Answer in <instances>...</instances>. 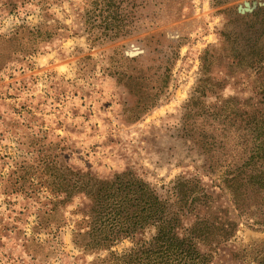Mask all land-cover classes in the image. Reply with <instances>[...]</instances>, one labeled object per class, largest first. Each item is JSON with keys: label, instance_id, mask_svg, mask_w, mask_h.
I'll use <instances>...</instances> for the list:
<instances>
[{"label": "rangeland", "instance_id": "obj_1", "mask_svg": "<svg viewBox=\"0 0 264 264\" xmlns=\"http://www.w3.org/2000/svg\"><path fill=\"white\" fill-rule=\"evenodd\" d=\"M262 96L264 0H0V264H114L76 243L91 202L64 190L65 166L219 193L203 147L221 141L216 110ZM259 252L264 227L241 223L211 264Z\"/></svg>", "mask_w": 264, "mask_h": 264}, {"label": "trees", "instance_id": "obj_2", "mask_svg": "<svg viewBox=\"0 0 264 264\" xmlns=\"http://www.w3.org/2000/svg\"><path fill=\"white\" fill-rule=\"evenodd\" d=\"M223 103L214 120L221 125L216 130L221 141L213 136L207 148L203 146L212 152L205 171L219 193L195 178H179L171 199L131 171L101 178L69 166L64 173L55 161L64 190L84 192L91 202L87 229L77 234L76 243L107 251L99 258L102 263L211 264L213 251L230 240L241 223L264 227V96L258 104H249L250 110L245 108L248 102L234 98ZM227 124L232 128L229 135L221 132ZM145 230L148 237L136 238ZM126 238L130 246L113 249ZM259 253L255 260L264 264Z\"/></svg>", "mask_w": 264, "mask_h": 264}, {"label": "water", "instance_id": "obj_3", "mask_svg": "<svg viewBox=\"0 0 264 264\" xmlns=\"http://www.w3.org/2000/svg\"><path fill=\"white\" fill-rule=\"evenodd\" d=\"M139 51H130V54L134 55L137 54Z\"/></svg>", "mask_w": 264, "mask_h": 264}]
</instances>
